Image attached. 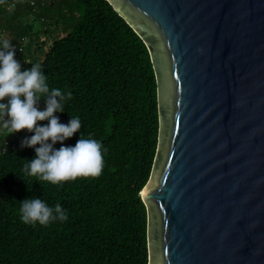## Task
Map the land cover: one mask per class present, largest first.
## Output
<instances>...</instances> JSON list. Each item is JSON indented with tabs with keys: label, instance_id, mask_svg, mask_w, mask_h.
I'll return each instance as SVG.
<instances>
[{
	"label": "water",
	"instance_id": "1",
	"mask_svg": "<svg viewBox=\"0 0 264 264\" xmlns=\"http://www.w3.org/2000/svg\"><path fill=\"white\" fill-rule=\"evenodd\" d=\"M107 1L158 86L149 264H264V0Z\"/></svg>",
	"mask_w": 264,
	"mask_h": 264
},
{
	"label": "trees",
	"instance_id": "2",
	"mask_svg": "<svg viewBox=\"0 0 264 264\" xmlns=\"http://www.w3.org/2000/svg\"><path fill=\"white\" fill-rule=\"evenodd\" d=\"M13 4L0 0L1 39L18 47L15 59L24 69L41 65L50 89L72 92L64 112L55 115L65 124L69 114L78 116L81 129L64 143L74 145L80 133L96 139L103 168L99 176L52 185L25 175L24 159L34 158V149L13 141L14 148L1 152L0 264H149L141 192L153 170L160 119L144 40L107 0ZM20 132L8 136L0 128V148ZM31 134L26 131L25 137ZM33 196L49 206L60 203L68 219L46 226L23 223L19 201Z\"/></svg>",
	"mask_w": 264,
	"mask_h": 264
},
{
	"label": "clouds",
	"instance_id": "3",
	"mask_svg": "<svg viewBox=\"0 0 264 264\" xmlns=\"http://www.w3.org/2000/svg\"><path fill=\"white\" fill-rule=\"evenodd\" d=\"M15 51L8 40L0 41V128L7 130L8 136L22 130L32 133L21 143V147L35 151L34 158L24 159L27 161L23 166L25 175L52 185H61L78 177L99 176L103 168L99 141L84 138L80 133L74 145L64 143L81 129L78 116L69 114L70 119L65 124L55 115L64 112L63 102L72 96V92L50 89L47 76L38 63L21 70ZM41 101L45 105L42 109L38 106ZM41 121L47 123H38ZM58 142L60 147L56 148ZM19 204V218L25 224L34 226L38 222L46 226L51 221L68 219L60 203L49 206L33 196Z\"/></svg>",
	"mask_w": 264,
	"mask_h": 264
},
{
	"label": "built area",
	"instance_id": "4",
	"mask_svg": "<svg viewBox=\"0 0 264 264\" xmlns=\"http://www.w3.org/2000/svg\"><path fill=\"white\" fill-rule=\"evenodd\" d=\"M20 1H22V0H13V2H14L13 7H14V5L16 3H19ZM0 41H2L1 37H0ZM14 48L18 49L17 46H15ZM20 64H21V70H24L23 64L22 63H20ZM26 131L27 130H22L19 134L15 135V136H18L17 140H15L14 138L12 140L5 139L3 141V144L1 146V148H0V153L8 151V149H10L11 147L14 148L15 147V143L13 141H16V143L21 144L23 139H24V137H25Z\"/></svg>",
	"mask_w": 264,
	"mask_h": 264
},
{
	"label": "rangeland",
	"instance_id": "5",
	"mask_svg": "<svg viewBox=\"0 0 264 264\" xmlns=\"http://www.w3.org/2000/svg\"><path fill=\"white\" fill-rule=\"evenodd\" d=\"M29 21H30V18H29ZM62 35H63V34H62ZM62 35H61V36H62ZM50 44H51L50 41H48V42L45 44V46H44V52H46V51L49 49Z\"/></svg>",
	"mask_w": 264,
	"mask_h": 264
}]
</instances>
